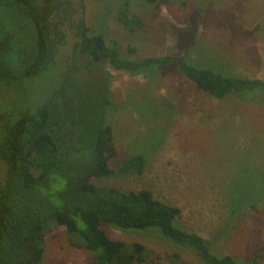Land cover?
Listing matches in <instances>:
<instances>
[{"label":"rangeland","instance_id":"374dc122","mask_svg":"<svg viewBox=\"0 0 264 264\" xmlns=\"http://www.w3.org/2000/svg\"><path fill=\"white\" fill-rule=\"evenodd\" d=\"M125 1L51 0L53 6L62 7L57 16L66 43L58 47L55 64L47 71L0 87V116L7 112L12 122L19 113L35 112L73 65L83 83L104 75L110 79L109 98L115 107L109 124L117 156L109 161L110 168L117 169L136 152L149 158L142 175L93 182L152 191L157 200L179 207L178 223L207 240L214 253L252 264L264 250V94L256 96L258 102L233 96L218 100L175 73L165 72L153 81L131 77L108 64L91 63L87 55H74V47L75 25L82 16L89 35L105 33L125 55L129 48L135 49L137 58L176 54L195 59L199 54L212 58L226 74L264 79V0H127L130 11L144 23L135 31L117 18ZM25 26L14 27L20 39ZM5 168L0 161V180ZM227 193L230 201L260 200L229 220ZM103 230L114 240L142 243L160 258L177 253L191 264H204L192 250L157 235L109 225ZM40 264L97 263L90 251L69 242L65 228L54 227L46 237ZM253 264H264V255Z\"/></svg>","mask_w":264,"mask_h":264},{"label":"trees","instance_id":"16d2710c","mask_svg":"<svg viewBox=\"0 0 264 264\" xmlns=\"http://www.w3.org/2000/svg\"><path fill=\"white\" fill-rule=\"evenodd\" d=\"M59 8L51 0H0V87L21 84L55 64L58 47L66 43ZM117 18L130 31L144 25L127 0ZM23 24L26 33L20 39L14 27ZM75 29L74 55H87L91 63L108 64L131 77L153 81L172 72L218 100L233 96L258 102L256 96L264 94V79L226 74L195 48V59L176 54L137 58L135 49L123 54L105 33L89 35L82 16ZM78 70L75 65L66 69L57 90L35 112L19 113L12 122L7 112L0 116V161L6 167L0 180V264H40L46 237L54 227L65 228L69 242L90 251L97 264H160L161 259L168 264H191L177 253L160 258L142 243L114 240L103 225L157 235L192 250L204 264H249L214 253L207 240L178 223L181 209L157 200L152 191L93 182L142 175L149 157L136 152L117 169L110 168L109 161L117 156L109 124L115 109L109 98L110 79L101 75L83 83ZM226 199L229 220L260 200L230 201L228 193ZM263 255L264 250L258 252L252 264Z\"/></svg>","mask_w":264,"mask_h":264}]
</instances>
